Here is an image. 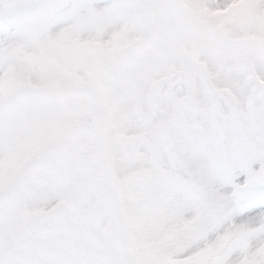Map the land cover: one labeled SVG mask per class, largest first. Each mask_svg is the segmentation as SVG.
<instances>
[{"label":"snow or ice","instance_id":"obj_1","mask_svg":"<svg viewBox=\"0 0 264 264\" xmlns=\"http://www.w3.org/2000/svg\"><path fill=\"white\" fill-rule=\"evenodd\" d=\"M0 264H264V0H0Z\"/></svg>","mask_w":264,"mask_h":264}]
</instances>
